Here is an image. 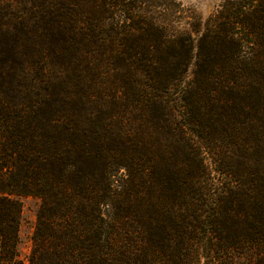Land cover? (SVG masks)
Listing matches in <instances>:
<instances>
[{
	"label": "trees",
	"instance_id": "1",
	"mask_svg": "<svg viewBox=\"0 0 264 264\" xmlns=\"http://www.w3.org/2000/svg\"><path fill=\"white\" fill-rule=\"evenodd\" d=\"M110 1L89 0L86 8L79 7L73 12V7L57 10L54 5H40L38 0H0V264L16 263L21 208L17 196L21 194L37 195L43 198L44 204L51 201L59 206L47 218L40 212L28 264H264L263 198L253 195L248 199L251 208L240 210L238 206L243 198L227 195L239 184L230 183L209 194L199 185L200 181L198 186L195 184L205 177L201 151L208 152L196 130L199 120L193 117L184 99L188 87L196 83L195 76L182 89L179 110H173L176 120L172 130V123L159 127L164 133L170 132L173 141L185 145L184 166L190 182L187 193L169 195L165 183L151 175L146 182L145 176L149 173L129 154L121 158L141 177L140 188L123 195L113 193L107 182L104 192L99 194L91 189L89 193L94 196L82 203L73 194L74 189L65 184L64 177L57 178L53 166L49 169L46 166L49 160L55 161L54 153L45 152L42 144L50 136L44 126L38 125V132L37 125L32 124L33 120L42 122L34 116L36 108L41 107L37 90L46 87V83L51 82V87L63 82L73 84L74 90L77 84L84 83L95 90L93 97L99 91L106 94L103 86L110 82L107 95L118 101L125 100L130 87L135 89L134 85L139 84L144 86L141 89L149 111L159 106L153 99L157 97L160 78L153 77L161 73L158 66L167 59V52L146 56L138 50L144 40L142 37L138 40L135 35L145 22L144 11L124 4L131 0ZM111 4L119 8L118 13L111 9ZM216 18L253 25L249 33L246 26H237L235 35L230 34L235 52L226 54L235 64L252 62L253 57L244 56V47L251 44L257 48L250 39L254 33L264 31L258 26V22L264 21V0H221ZM156 24L145 22L148 30H153V25L157 29ZM213 27L215 34L221 33L219 25ZM213 30L205 35L214 34ZM173 37L172 42L176 44L177 37ZM189 38L180 41L186 48L185 62L190 64L194 59L197 66L208 56L200 43L203 35L197 47ZM130 39L129 45L134 43L133 51L127 47ZM67 46L74 53L71 61H63ZM54 62L61 70H54ZM154 68L158 71L153 72ZM93 75L97 77L95 83L90 81ZM25 76L30 83H24ZM143 78L150 84H142ZM201 98L193 104L194 109L201 105L205 113L215 114L211 105L203 103ZM220 111L217 112L221 114ZM127 135L126 132V139ZM101 136L104 143L108 136L104 133ZM163 136L165 141L169 140ZM117 139L122 140L119 134ZM114 153L118 151L112 154L116 158ZM102 158L110 157L104 154ZM108 163H104L106 167ZM115 166L120 169V165ZM128 173L127 184L132 185L133 179ZM121 202L127 214L118 212Z\"/></svg>",
	"mask_w": 264,
	"mask_h": 264
},
{
	"label": "rangeland",
	"instance_id": "2",
	"mask_svg": "<svg viewBox=\"0 0 264 264\" xmlns=\"http://www.w3.org/2000/svg\"><path fill=\"white\" fill-rule=\"evenodd\" d=\"M38 3L54 5L57 10H60V7L62 9L66 6L73 7V12H77L79 7L86 8L89 0H60V2L38 0ZM124 4L143 10L145 22L155 21L162 27L159 28L156 24L157 29L153 25L154 29L150 31L143 22L140 30L136 32L137 36L135 35L138 40L141 37L144 40V44L138 49L144 55L152 56L167 52V59L158 66L161 73L153 77L160 78L157 83L159 85L156 86L157 97L153 99L159 106L155 111H149L145 101L146 95L141 89L144 86L139 84L134 85L135 89L130 87L129 95L125 100L118 101L107 95L110 91V82L103 86L106 94L99 91L100 95L96 94L93 97L91 94L95 90L80 81V86L77 84L75 90L73 84L69 85L65 82L52 87L51 82L46 83V87L37 90L41 107L36 108L34 116L35 120L37 116L40 117L42 122L33 120L32 124L37 125L38 132L40 131L38 125L44 126L50 136L47 141L42 142L46 149L44 151H51L55 156L54 162L49 160L46 163L48 169L53 166V173L57 178L61 179L63 176L65 184L74 189L75 197L86 203L94 196L89 191L96 189L100 194L104 192L103 188L106 187L107 182L113 193L117 191L123 195L127 191L132 193L133 190L140 188L141 177L136 175L137 171L133 166L121 158L132 154L136 158L135 161L139 162V166L142 165L149 173L145 176L146 182H149L151 175L152 178H158L160 182L165 183L169 191L167 194L187 193L190 182H188L187 168L184 166L187 162L185 145L173 141L170 132L164 133L159 127L161 125L164 128L162 124L172 123L170 128L172 130L176 120L173 110L174 108L179 110L178 99L182 89L195 76L196 83L188 87L184 99L192 109L193 117L199 120V128L196 130L208 150V152L201 151L205 177L198 179L195 184L198 186L200 181L199 185L206 194L230 183L239 184V187L236 186L227 195L243 198L238 206L240 210L251 208L248 199L253 195H258L264 201V31L251 36V42L257 44L256 49L254 45L251 47L250 43L249 46L244 47L246 51L244 56L253 57L252 62L235 64L229 55H226L235 52V45L230 36L235 35L237 26H246L249 33V27L253 25L236 23L229 18L216 20L221 0H131ZM111 9L118 13L117 6L111 4ZM218 25L222 31L215 34L213 26L217 28ZM258 26L264 30V21L258 22ZM210 30H213L214 34L206 36L205 33H212ZM151 35L153 37H149ZM201 35H203L202 40H200ZM173 36L177 37L176 44L172 42ZM189 36L196 47L200 40V43H203V52L208 55L197 66L194 59L190 64L185 62L186 48L180 41H186ZM131 40H128V45ZM165 40L172 43L166 45L163 42ZM132 46H127L130 47L129 51L134 50ZM221 51L225 54L222 55ZM65 54L63 61H71L70 58L74 53L69 46ZM52 67L54 70L62 68L55 62ZM155 68L153 72L158 71ZM96 78L93 75L90 81L95 83ZM24 83H30L26 76ZM142 84H150V82L143 78ZM164 85L170 87L166 89ZM200 98L203 103L211 105V111L215 114L210 116L205 113L201 105H197V109H194L193 104L196 105V101H199L197 99ZM211 99L212 101L217 99V102L212 103ZM219 110L221 114L217 112ZM178 119L183 121L180 116ZM177 131L179 132L178 129ZM110 132H115V135ZM126 132L128 139L132 138V141L126 139ZM103 133L108 136L104 143L101 136ZM131 133L134 135L130 136ZM118 134L121 141L117 139ZM163 134L168 136V141H165ZM194 141L198 144V140ZM115 151H118L113 155L116 158L112 157ZM88 152L89 156L86 157ZM104 154L110 158L103 159ZM106 162H109L107 167L104 164ZM115 165H120V169ZM134 167L137 168L136 165ZM127 169L133 179L132 185L127 184L129 172ZM106 170H108L107 174H105ZM17 199L21 208L17 227L15 264H28L40 212L47 218L52 216L59 206L58 203L51 201H46L47 203L44 204L43 198L33 194H21ZM122 204L123 202L118 212L127 214ZM150 211L156 214L155 209L154 212L152 209ZM155 235H158L156 231Z\"/></svg>",
	"mask_w": 264,
	"mask_h": 264
}]
</instances>
